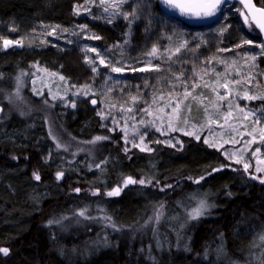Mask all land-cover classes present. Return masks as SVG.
<instances>
[{
  "label": "trees",
  "instance_id": "16d2710c",
  "mask_svg": "<svg viewBox=\"0 0 264 264\" xmlns=\"http://www.w3.org/2000/svg\"><path fill=\"white\" fill-rule=\"evenodd\" d=\"M82 1L0 0V24L31 20L71 26L83 21L75 14V4ZM256 2L264 6V0ZM236 4L241 18H230L234 30L239 37L249 35L264 45L243 6H226ZM155 7L164 13L158 0ZM172 19L189 30L222 21L192 26ZM86 22L105 45L123 39L121 22L105 24L87 18ZM144 32L142 24H137L133 42L140 45ZM50 59L61 61L62 71L70 77H92L76 47L62 53L53 46L0 47V248L9 249L7 255L0 253V264H261V174L227 161L221 150L189 135L181 136L179 147L154 142L149 152L138 147L125 151L122 132L105 127L88 99L64 110L49 96L37 97L28 88L15 97V79L26 76L23 73L31 63ZM98 136L106 139L89 143ZM55 137L64 147L57 148L61 143ZM220 166L221 170L212 171ZM58 172L63 173L59 180ZM127 176L137 181L144 176L152 183L124 187ZM116 185L121 187L120 194L108 196ZM77 188L79 192L74 191ZM200 192L208 194L212 207L188 221L182 205L188 202L187 195ZM161 204L165 219L161 224L151 220L157 231L146 227L141 238L123 232L124 226L140 225L153 217ZM82 209L87 210L85 216L79 215ZM181 212L182 223L172 219ZM49 220L59 223L50 225ZM183 222L190 225L184 229ZM158 230L167 231L169 240L164 241Z\"/></svg>",
  "mask_w": 264,
  "mask_h": 264
},
{
  "label": "rangeland",
  "instance_id": "374dc122",
  "mask_svg": "<svg viewBox=\"0 0 264 264\" xmlns=\"http://www.w3.org/2000/svg\"><path fill=\"white\" fill-rule=\"evenodd\" d=\"M156 1L126 0L114 7L113 0L104 3L83 0L75 4L76 17L83 21H76L71 26L31 20L0 24L3 50L53 46L57 53H62L76 47L82 62L92 73L90 78L87 75L70 77L62 71L61 61H35L23 73L26 76H18V94L15 79L13 95L19 98L28 88L37 97L49 96L55 106L64 110L75 109L78 101L94 97L96 112L103 125L111 131L122 132L127 150L133 147L152 150L154 142L179 147L181 136L191 133L189 136L207 140L209 146L221 150L227 161L248 165L247 168L264 177V53L261 41H254L249 35L239 37L234 30L230 18H241L237 4L224 6L220 16L222 21L217 25L189 30L180 21L158 11ZM133 9L137 10L138 18L125 19L122 13H131ZM245 16L243 13V18ZM86 18L105 24L121 22L124 36L122 41L114 44L119 47L92 39L98 35ZM137 24L145 28L140 45L132 40ZM225 27L227 30L221 32ZM5 39L20 43L5 48ZM244 40L253 43L244 44ZM185 41L186 46L177 52L176 48ZM153 46L157 53L149 55ZM100 57L104 58L105 64L100 63ZM108 61L124 70L112 72ZM93 67L97 69L95 72ZM55 140L61 143L59 138L55 137ZM194 195L196 199H193ZM198 199H206L212 204L207 193L187 195L185 201L188 202L182 207L188 221V213L196 207ZM182 218L183 212L172 219L181 221ZM164 219L162 216L159 224ZM181 225L186 229L190 223ZM152 226L148 219L140 225L124 226L123 232L141 238L146 227L157 231V226ZM158 232L164 235V241L169 240L167 231Z\"/></svg>",
  "mask_w": 264,
  "mask_h": 264
},
{
  "label": "snow or ice",
  "instance_id": "6c2138e0",
  "mask_svg": "<svg viewBox=\"0 0 264 264\" xmlns=\"http://www.w3.org/2000/svg\"><path fill=\"white\" fill-rule=\"evenodd\" d=\"M101 2L104 3L105 0H101ZM124 2H126V0H119L118 3L116 2V0H113V6L119 7L120 3H124ZM163 3L165 5H168V6L173 7V8H180L182 14H185V12H186V10L183 8V6L179 3V0H163ZM223 3H224V0H204L202 9L200 11H196L194 14L196 16H205V17L213 16L220 10V6ZM240 3H242L246 8H249L250 10L255 7L254 5H252L251 0H240ZM105 11L107 12L108 9L105 8ZM255 11L259 12L261 14V16H264V8L255 9ZM188 13L190 14V10H188ZM122 15L124 16L125 19H129L130 16L133 19L138 18L136 9H133V11L131 13H122ZM253 19H256L255 15H253ZM129 23H131V20H129ZM245 23H248V17L247 16H245ZM257 23H258L259 27L261 28V30H264V23H261L260 21H257ZM83 27H86V26H83ZM226 30H227V28L225 27V28H222L220 31L223 32ZM64 31H67V29H65ZM91 38L92 39H100V37H98V36H93ZM18 43H20V42L19 41H11V40H7V39L3 40V45L5 48H7L11 44H18ZM243 43L251 45L253 43V41L252 40H244ZM186 44H187L186 41L181 43L179 45V47L176 48V51L179 52L181 48L186 46ZM113 47H119V45H114ZM237 47H240V45H237ZM260 47H261L262 53H264V45H261ZM91 51L96 52V49H91ZM156 53H157V48H156V46H153L149 55H154ZM252 59H255V57H252ZM90 63H94V62L90 61ZM100 63L105 64V60L103 57H100ZM107 65L111 67L112 72L118 73V72H122L124 70L121 67L114 66L111 61H108ZM92 70H93V72H95L97 69L95 67H93ZM144 70H146V69H141V71H144ZM157 70H159V69H157ZM61 79H63V77H61ZM109 79H111V77H109ZM17 81H18V86H17V94H18L19 86H20V84H19L20 77H17ZM225 87H226V85H225ZM84 94L88 95L87 92H85ZM53 98L55 99V97H53ZM248 98L249 99H255V97H248ZM133 99H135V98H133ZM92 103L95 104L96 101L92 100ZM73 107H75L74 104H73ZM0 111H2V109H0ZM189 135H191V133H189ZM102 139H106V137H99V136L95 137L94 141H90L89 143H95L96 141H99ZM197 139H199V137H197ZM141 140H143V137H141ZM205 143H208V141L205 140ZM60 147H64V145L57 143V148H60ZM142 150H144V149H142ZM146 150L151 151V149H146ZM125 151H127V149H125ZM97 167H99V165H97ZM247 167H248V165L244 166L245 170H247ZM219 170L220 169H212L213 172L219 171ZM258 171H259V169H258ZM208 175H211V173H208ZM33 176L36 180H40V175L38 173L34 172ZM62 176H63V173L58 172L56 175V178L59 180ZM203 179H204V177L202 176L198 180H196L195 182L199 183L200 180H203ZM137 183L140 185H145V184H151L152 181L151 180L146 181L145 179H140L137 181L132 177H127L123 181V186L126 187L129 184H137ZM158 183L159 182L157 181V184ZM262 183H264V181H262ZM165 187L171 188L172 185H166ZM163 190L164 189H161V191H163ZM74 191L79 192L80 189L77 188V189H74ZM120 192H121V187H117V188H114L112 191H110L106 194L108 196H117L120 194ZM93 194L95 195L96 193H93ZM193 199H196L195 195L193 196ZM210 207H212V205H210L206 199H198L196 207L192 208V210L188 213L189 219H192V220L198 219L199 217L203 216ZM86 211H87L86 209L80 210L79 215L85 216ZM163 215H164L163 204H161L160 208L154 213V216L150 217L149 219L154 220L155 222L158 223ZM104 219L107 221L111 220L110 217H105ZM48 223L51 225L54 223H59V221L49 220ZM112 227L115 228L116 226L113 224ZM259 240L261 241L262 244H264V234L260 235ZM8 252H9V249L0 248V253L7 255ZM258 259L261 261V264H264V251L261 252V256Z\"/></svg>",
  "mask_w": 264,
  "mask_h": 264
},
{
  "label": "water",
  "instance_id": "95a60500",
  "mask_svg": "<svg viewBox=\"0 0 264 264\" xmlns=\"http://www.w3.org/2000/svg\"><path fill=\"white\" fill-rule=\"evenodd\" d=\"M179 3L183 6V8L186 10L185 14L181 13L180 8H173L170 7L168 5H165L163 3V0H158V5L160 7V9L174 17V18H178L180 20H182L183 22L188 23L189 25L192 26H196V25H209L212 24L214 22H216L223 11V8L225 5L229 4V3H239L243 6V8L245 9L248 17L250 18V20L252 21V23L255 25V27L258 29V31L261 34V37L264 40V30H261V28L259 27L257 21H260L261 23H264V16H261V14L259 12H256L255 9H260V8H264V6H261L260 4H258L256 2V0H251L252 5H254L255 7L253 9H249L246 8L242 3H240V0H224V3L220 6V10L213 16L210 17H205V16H196L194 13L196 11H200L203 7V3L204 0H179ZM188 10H190V14L188 13ZM253 15H255L256 19H253ZM92 100H95L96 103L93 104ZM90 103L91 106L96 107L97 106V100L96 98H91L90 99ZM0 109H2V106L0 105ZM1 112V111H0ZM223 166H220L216 169H222Z\"/></svg>",
  "mask_w": 264,
  "mask_h": 264
}]
</instances>
